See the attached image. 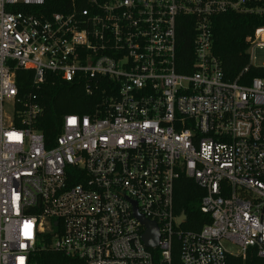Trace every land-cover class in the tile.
<instances>
[{
	"label": "built area",
	"instance_id": "built-area-1",
	"mask_svg": "<svg viewBox=\"0 0 264 264\" xmlns=\"http://www.w3.org/2000/svg\"><path fill=\"white\" fill-rule=\"evenodd\" d=\"M43 5L0 0V264H34L36 249L75 264H170L174 242L180 264H226L250 248L264 258V81L227 82L212 52L213 17L251 16L263 23L245 39L254 65L264 0H88L48 16ZM181 18L190 68L177 66ZM17 70L36 86L48 73L83 81L86 93L105 78L113 96L92 115L65 116L47 142L33 127L39 106L18 97ZM181 176L204 192L210 223L198 231L174 212Z\"/></svg>",
	"mask_w": 264,
	"mask_h": 264
},
{
	"label": "trees",
	"instance_id": "trees-1",
	"mask_svg": "<svg viewBox=\"0 0 264 264\" xmlns=\"http://www.w3.org/2000/svg\"><path fill=\"white\" fill-rule=\"evenodd\" d=\"M38 13L69 14L87 7L88 0H43ZM17 10H23L17 8ZM177 35V66L189 67L192 64V38L188 35L189 24L181 18ZM259 20L251 16L221 14L212 18V52L218 59L224 79L227 82L238 80L247 85L254 78L264 81V66L249 63L246 37L261 26ZM247 68L245 72L243 70ZM32 71L17 70L15 85L18 97L37 104L40 112L33 121V127L47 142L60 133L63 118L67 115H92L105 105L113 93L114 85L108 79L97 77L90 82V93H86L84 82L65 83L53 74H46L43 83L33 84ZM204 192L192 180L181 176L174 186L173 207L176 214L184 213L187 218L184 229L198 231L210 223L207 214L200 212V200ZM48 236V235H43ZM45 242H49L45 237ZM34 264H75L48 249H36L31 255ZM170 264H180L178 243L174 242ZM226 264H264L254 249L250 248L243 256H227Z\"/></svg>",
	"mask_w": 264,
	"mask_h": 264
},
{
	"label": "rangeland",
	"instance_id": "rangeland-1",
	"mask_svg": "<svg viewBox=\"0 0 264 264\" xmlns=\"http://www.w3.org/2000/svg\"><path fill=\"white\" fill-rule=\"evenodd\" d=\"M251 62L254 66H262L264 64V49H256L250 53ZM224 249L231 254H234L237 250L234 246L224 243Z\"/></svg>",
	"mask_w": 264,
	"mask_h": 264
},
{
	"label": "water",
	"instance_id": "water-1",
	"mask_svg": "<svg viewBox=\"0 0 264 264\" xmlns=\"http://www.w3.org/2000/svg\"><path fill=\"white\" fill-rule=\"evenodd\" d=\"M186 218V216L184 215V213H182L179 218L178 221H183ZM147 228L148 230L146 231V233L143 235V241L145 243V245L149 248H153L157 245V238L158 235L157 233L153 230L154 226L153 225H148L147 224Z\"/></svg>",
	"mask_w": 264,
	"mask_h": 264
}]
</instances>
